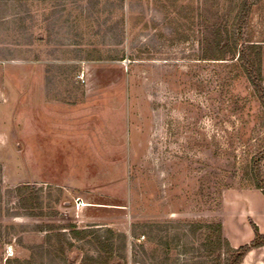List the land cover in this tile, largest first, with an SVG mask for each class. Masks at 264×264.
Returning <instances> with one entry per match:
<instances>
[{"label": "rangeland", "instance_id": "obj_1", "mask_svg": "<svg viewBox=\"0 0 264 264\" xmlns=\"http://www.w3.org/2000/svg\"><path fill=\"white\" fill-rule=\"evenodd\" d=\"M242 1L0 0L17 88L0 98V264H219L217 224L264 233V108L218 60ZM246 38L264 76V0Z\"/></svg>", "mask_w": 264, "mask_h": 264}, {"label": "trees", "instance_id": "obj_2", "mask_svg": "<svg viewBox=\"0 0 264 264\" xmlns=\"http://www.w3.org/2000/svg\"><path fill=\"white\" fill-rule=\"evenodd\" d=\"M258 1L260 0L242 1L233 25V33L228 37L229 41L228 45H226V50L228 51H224L223 55H221L218 60H226V55L230 54L231 58L229 60L239 64V67L243 70L247 80L251 84L256 97L264 108V76L262 73L261 47L246 38L250 26L252 9ZM263 161L264 151L258 153L252 161V174L257 189L262 190L264 195V176L262 171ZM251 227L254 232V239L249 244L234 249L231 247L229 241L223 238L222 225H216L215 242L211 243L215 248L211 250L215 253L219 252V264H222V253L224 255V264H242L249 252L264 247V234L259 231V228L255 223L251 222ZM71 228H74L72 234L76 239L83 240L86 238V229L79 230L75 227ZM59 236L64 240H67L66 233H60ZM98 238L100 237L98 236ZM106 246L103 245V247ZM109 246L111 247V245H108V247ZM70 247H72V245H70ZM88 262L100 264L99 261L94 258L86 259V261H83L80 264H88Z\"/></svg>", "mask_w": 264, "mask_h": 264}, {"label": "crops", "instance_id": "obj_3", "mask_svg": "<svg viewBox=\"0 0 264 264\" xmlns=\"http://www.w3.org/2000/svg\"><path fill=\"white\" fill-rule=\"evenodd\" d=\"M2 70L3 71L7 70V73H9V74L12 73V69L8 70V69H1L0 68V72H3ZM4 72H6V71H4ZM1 79H2V77H1V73H0V98H2V96H3L2 91L10 90L13 93V94L11 92L9 93V95H10L9 101H11L12 97L17 96V93H16L17 88L11 81L3 83L1 81ZM27 88L29 91V93L26 94L27 103H28V105L31 106V110L34 112V109L39 107V105H42V106L45 105V104L43 105V103H44V98H45L46 94L44 92H39V91H43L47 87H46V84H44L42 82H35V83L31 82V83H28ZM40 99L42 100V102L38 101ZM248 218H250L252 220V222L258 226L259 231H260L261 228H260L259 223H257L252 216L247 217V219ZM235 231L233 232V238L227 237L231 247L234 249H237L243 245L249 244L254 239V236H253V239H251L249 242L245 243V242L239 240L240 239L238 236L239 231H236V232ZM262 234H264V233H262ZM242 264H264V247L259 248V249H254L251 252H249V254H247L245 259L243 260Z\"/></svg>", "mask_w": 264, "mask_h": 264}, {"label": "built area", "instance_id": "obj_4", "mask_svg": "<svg viewBox=\"0 0 264 264\" xmlns=\"http://www.w3.org/2000/svg\"><path fill=\"white\" fill-rule=\"evenodd\" d=\"M82 205H83L82 203H78V205H77V206L79 207V206H82Z\"/></svg>", "mask_w": 264, "mask_h": 264}]
</instances>
